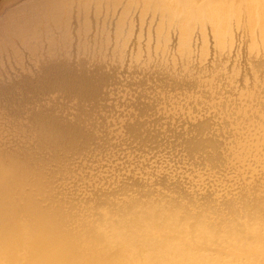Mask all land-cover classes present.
Wrapping results in <instances>:
<instances>
[{
	"label": "bare ground",
	"instance_id": "bare-ground-1",
	"mask_svg": "<svg viewBox=\"0 0 264 264\" xmlns=\"http://www.w3.org/2000/svg\"><path fill=\"white\" fill-rule=\"evenodd\" d=\"M15 31L0 264H264V0H41Z\"/></svg>",
	"mask_w": 264,
	"mask_h": 264
},
{
	"label": "rangeland",
	"instance_id": "rangeland-1",
	"mask_svg": "<svg viewBox=\"0 0 264 264\" xmlns=\"http://www.w3.org/2000/svg\"><path fill=\"white\" fill-rule=\"evenodd\" d=\"M40 1L41 0H0V72L5 73L3 74V78L5 79L6 76L8 78L11 76L10 72L23 70V68H19L20 65L17 68L15 66L12 67L15 53L8 51L7 48L12 47L14 42H16L17 45L19 44V47L22 46L23 43L19 40H15L12 35L14 30L17 31V27L23 22L28 11L34 10L36 7L40 6ZM5 111V108L0 106V126H4L3 123L9 116Z\"/></svg>",
	"mask_w": 264,
	"mask_h": 264
}]
</instances>
